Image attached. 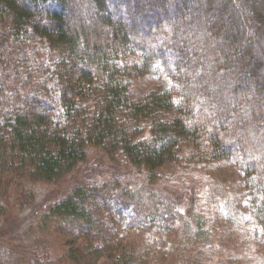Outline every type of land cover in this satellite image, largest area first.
<instances>
[{
  "label": "trees",
  "instance_id": "1",
  "mask_svg": "<svg viewBox=\"0 0 264 264\" xmlns=\"http://www.w3.org/2000/svg\"><path fill=\"white\" fill-rule=\"evenodd\" d=\"M263 72L264 0H0V211L11 186L60 182L92 146L151 180L185 155L232 160L264 231ZM144 75L161 86L137 98ZM114 186L81 181L48 203L43 219L84 242L61 259L144 264L117 236L174 226L178 211L165 225L143 203L150 190Z\"/></svg>",
  "mask_w": 264,
  "mask_h": 264
},
{
  "label": "rangeland",
  "instance_id": "2",
  "mask_svg": "<svg viewBox=\"0 0 264 264\" xmlns=\"http://www.w3.org/2000/svg\"><path fill=\"white\" fill-rule=\"evenodd\" d=\"M199 1L202 6L209 3ZM141 59L134 55L130 61L141 63ZM161 81L153 75L137 76L130 89L137 98H145L161 86ZM86 152V160L60 182H25L24 186L9 188L0 211V256L5 264H70L69 259L61 257L84 242L57 231L52 219L45 221L43 218L49 214L46 207L81 181L112 179L117 185L115 192L136 189L140 193V186L150 190L152 194L144 195L142 201L149 207L154 203V210L149 211L158 222L167 225L171 213L179 212L173 215L175 223L168 232L156 226L149 232L130 233L126 238L123 237L128 234L120 233V251L125 254L133 247L137 254L134 258L141 252L144 264H264V231L253 219L245 176L234 161L206 163L185 155L186 159L156 170L151 180L143 169L116 155L107 156L100 148L91 146ZM195 161L199 163L194 164ZM119 209L115 208L114 213H121ZM117 225L121 226L120 222ZM114 242L108 248L118 247V242ZM127 243L131 245L125 247ZM99 261L101 264L104 258Z\"/></svg>",
  "mask_w": 264,
  "mask_h": 264
}]
</instances>
